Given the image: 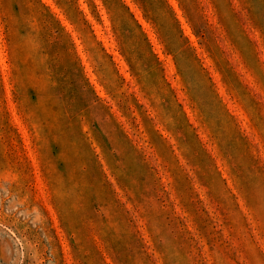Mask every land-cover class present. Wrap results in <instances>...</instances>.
<instances>
[{"label": "rangeland", "instance_id": "1", "mask_svg": "<svg viewBox=\"0 0 264 264\" xmlns=\"http://www.w3.org/2000/svg\"><path fill=\"white\" fill-rule=\"evenodd\" d=\"M0 264H264V0H0Z\"/></svg>", "mask_w": 264, "mask_h": 264}]
</instances>
